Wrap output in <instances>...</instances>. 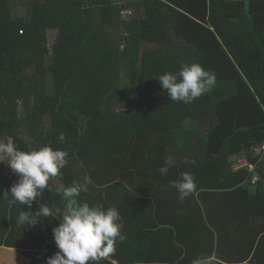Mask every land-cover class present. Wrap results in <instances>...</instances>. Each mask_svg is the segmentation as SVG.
I'll return each mask as SVG.
<instances>
[{"label":"trees","instance_id":"1","mask_svg":"<svg viewBox=\"0 0 264 264\" xmlns=\"http://www.w3.org/2000/svg\"><path fill=\"white\" fill-rule=\"evenodd\" d=\"M192 63L215 74L214 87L170 100L157 78ZM8 138L25 152L66 150L68 162L31 209L9 205L19 177L0 167V245L30 249L19 213L47 205L62 222L63 189L88 177L77 199L115 207L123 222L109 256L117 264H159L153 248L189 222L225 246L239 242L237 264H264V155L252 160L255 185L234 168L264 143V0H0ZM184 172L197 187L181 200L170 182Z\"/></svg>","mask_w":264,"mask_h":264},{"label":"clouds","instance_id":"2","mask_svg":"<svg viewBox=\"0 0 264 264\" xmlns=\"http://www.w3.org/2000/svg\"><path fill=\"white\" fill-rule=\"evenodd\" d=\"M160 85L167 91L172 101L191 103L196 98L212 90L216 83L214 73L206 70L199 63L183 64L177 73L166 72L157 78ZM59 139L64 141L63 133ZM0 161L7 162L19 179L12 185L10 193L12 199L9 205L19 202L31 209L33 201L43 194L49 187V180L60 174V170L66 167L68 152L61 149H53L51 146H43L38 150L25 152L18 149L8 138V142L0 141ZM184 163H194L184 158ZM172 164V157H168L165 166L158 171L166 175L168 165ZM88 177L85 183L74 181L71 186L63 189V197L66 201L62 222L53 228V236L58 251L47 258L46 264H100L101 260L108 258L116 251V245L125 240L122 234L124 227L119 211L115 207L105 209L103 205H90L77 199L81 191L86 192ZM175 188L179 198L183 200L192 194L197 187L193 173L184 172L180 179L170 182ZM52 215L47 205L39 206L38 210H22L17 218L20 225L34 226L40 217Z\"/></svg>","mask_w":264,"mask_h":264},{"label":"crops","instance_id":"3","mask_svg":"<svg viewBox=\"0 0 264 264\" xmlns=\"http://www.w3.org/2000/svg\"><path fill=\"white\" fill-rule=\"evenodd\" d=\"M240 158L246 159L249 165H256L257 168L258 162L252 160L258 157L255 156L252 149L248 153L245 152L237 156L235 160L233 158V160L236 161ZM246 168L255 175V171L249 166ZM38 208L39 206L33 205L32 212L35 213ZM39 219L36 225L29 226L30 249L10 248L0 245V264H46L47 258L58 251L54 241L53 228L57 227L59 222L51 216L40 217ZM233 221H236V219ZM178 228L177 238L173 237L170 241L165 240L156 251L153 248V258H157V260L161 258L158 261L159 264H237V261L240 260V254L236 250L240 243H236V240L234 241L236 244H232L231 249L230 246L223 245L220 240L222 237L217 236L214 230L213 234L208 235L207 233L206 236V228H202L200 224L197 225L195 222H189L188 225L184 223ZM256 230L254 231L251 227L248 234H256ZM100 264L117 263L108 257L101 260Z\"/></svg>","mask_w":264,"mask_h":264},{"label":"built area","instance_id":"4","mask_svg":"<svg viewBox=\"0 0 264 264\" xmlns=\"http://www.w3.org/2000/svg\"><path fill=\"white\" fill-rule=\"evenodd\" d=\"M252 152L255 154V156L257 157H263L264 155V144L258 146V147H254L252 148ZM249 166L253 171L256 170V165H249V163L247 162L246 159H237V162H235V165H234V168L236 170L238 169H241V168H244V167H247ZM259 174H255L253 177H252V183L253 185H255V183H257L259 181Z\"/></svg>","mask_w":264,"mask_h":264},{"label":"rangeland","instance_id":"5","mask_svg":"<svg viewBox=\"0 0 264 264\" xmlns=\"http://www.w3.org/2000/svg\"><path fill=\"white\" fill-rule=\"evenodd\" d=\"M0 158H2V157H0ZM0 167H1V169H2V172L4 173V174H1V175H5V174H10V173H14L13 171H12V169L10 168V166L9 167H6V166H4V164L2 163V161H0Z\"/></svg>","mask_w":264,"mask_h":264}]
</instances>
